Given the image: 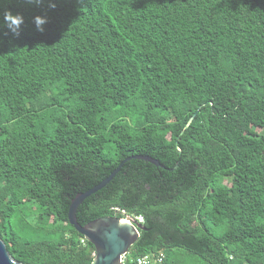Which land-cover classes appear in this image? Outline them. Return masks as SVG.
I'll list each match as a JSON object with an SVG mask.
<instances>
[{
    "label": "trees",
    "instance_id": "obj_1",
    "mask_svg": "<svg viewBox=\"0 0 264 264\" xmlns=\"http://www.w3.org/2000/svg\"><path fill=\"white\" fill-rule=\"evenodd\" d=\"M6 12L23 17L19 37ZM135 155L165 167L126 161L79 206L82 225L143 217L133 258L264 264V0H0V236L11 255L91 264L71 203Z\"/></svg>",
    "mask_w": 264,
    "mask_h": 264
},
{
    "label": "water",
    "instance_id": "obj_2",
    "mask_svg": "<svg viewBox=\"0 0 264 264\" xmlns=\"http://www.w3.org/2000/svg\"><path fill=\"white\" fill-rule=\"evenodd\" d=\"M194 116L189 120L186 128L193 122ZM181 152V150H179ZM182 153V152H181ZM131 159L148 161L158 167H165L157 159L149 155H135L128 157L116 168L111 175L92 189L79 193L73 199L69 221L75 229L92 243L96 249V255L91 264H122V256L129 253L130 248L138 241L141 231L145 229L138 217L127 215L125 217L106 216L97 218L82 225L77 218L79 206L92 194L104 188L121 171L125 162ZM0 264H23L17 261L9 252L5 241L0 236Z\"/></svg>",
    "mask_w": 264,
    "mask_h": 264
},
{
    "label": "clouds",
    "instance_id": "obj_3",
    "mask_svg": "<svg viewBox=\"0 0 264 264\" xmlns=\"http://www.w3.org/2000/svg\"><path fill=\"white\" fill-rule=\"evenodd\" d=\"M4 24L8 30L16 37L20 35V27L24 23L23 17L19 15H13L11 12L4 13L3 16ZM34 23L38 31H44V25L47 23L46 17H35Z\"/></svg>",
    "mask_w": 264,
    "mask_h": 264
},
{
    "label": "built area",
    "instance_id": "obj_4",
    "mask_svg": "<svg viewBox=\"0 0 264 264\" xmlns=\"http://www.w3.org/2000/svg\"><path fill=\"white\" fill-rule=\"evenodd\" d=\"M139 221L143 223V217H138ZM85 240H83L84 242ZM167 254L164 250L151 252L137 258L131 257L130 253L122 256V264H164Z\"/></svg>",
    "mask_w": 264,
    "mask_h": 264
}]
</instances>
